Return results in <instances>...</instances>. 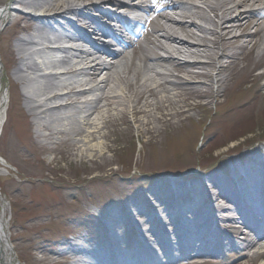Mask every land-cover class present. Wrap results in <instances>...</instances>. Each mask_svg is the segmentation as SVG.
Instances as JSON below:
<instances>
[{
    "label": "bare ground",
    "instance_id": "6f19581e",
    "mask_svg": "<svg viewBox=\"0 0 264 264\" xmlns=\"http://www.w3.org/2000/svg\"><path fill=\"white\" fill-rule=\"evenodd\" d=\"M106 4L118 10L154 15V27L145 33V40L154 35L153 45L158 52L145 51L137 69L133 70L128 63L141 51L140 35L134 33L137 25L128 27L127 16L105 10ZM16 7L33 9L42 15L17 12ZM89 11L98 13L106 22L101 23ZM14 13L16 19L11 27L15 39L6 45L14 69L10 80L14 98L24 103L23 109L32 117L29 126L35 133L68 143L80 157L87 155L92 161L103 158L109 137L106 130L125 118L128 106L136 125L154 129L162 123L169 124L173 118L190 117L194 107L183 95L203 85L200 80L210 78L205 70L214 68L215 51L220 52L217 61L221 74L227 69L224 59H230L229 64L238 60L235 54H227L230 44L251 39L240 45L243 51L254 48L257 41L252 39L264 35V0H9L0 9V26ZM67 16L86 24L94 39ZM254 21L255 31L248 33ZM22 33L25 35L21 36ZM116 48L120 49L113 51ZM131 48L132 55H127ZM169 64L181 75L172 74L165 67ZM131 74L133 83L129 82ZM3 78L0 63V136L9 102V94L2 90ZM166 106L175 113L164 115ZM157 113L162 116H156ZM140 116L145 120H140ZM98 168L104 169L103 165ZM208 181L210 188L176 182L181 205L169 195L160 196L158 186L152 187V198L159 200V209L156 212L150 206L148 214L139 216L147 218L148 229L141 231L131 216L124 222L130 225L135 237L141 238L136 253L121 254L112 247L98 250L75 244L62 254L77 259L72 264H189L200 255L221 258L228 248L246 255L253 250L259 253L260 242L264 241V181L257 185L245 182L246 193L224 184L215 174L208 176ZM197 190L206 196L194 197ZM214 190L217 194L212 201L218 207L209 204ZM1 198L0 193V264H14L6 206ZM255 217L263 224L261 227L253 225L251 220ZM220 222L233 227L236 235L242 233L236 237L237 242L220 233ZM163 228H169L167 235Z\"/></svg>",
    "mask_w": 264,
    "mask_h": 264
},
{
    "label": "rangeland",
    "instance_id": "374dc122",
    "mask_svg": "<svg viewBox=\"0 0 264 264\" xmlns=\"http://www.w3.org/2000/svg\"><path fill=\"white\" fill-rule=\"evenodd\" d=\"M7 4L9 0H0V9ZM103 7L115 15L127 16V21L134 24L127 9L118 10L108 4ZM89 14L101 23L106 22L94 11ZM15 17L16 13L0 26L2 90L9 94L0 136V193L6 206L14 264H72L77 259H70L62 251L75 244L98 250L112 247L121 254L136 253L141 238L135 237L130 225L124 222L131 216L141 231L148 229L147 218L139 216L148 214L150 206L156 212L159 209V200L152 198L154 186L161 189L160 196L169 195L178 202L180 191L176 182L210 188L208 176L215 174L224 184L246 193L245 182L257 185L264 181V35L252 39L257 41L254 48L243 51L240 45L251 39L230 44L227 54L230 57L235 54L238 60L229 64L230 59H224L227 69L221 74L217 61L220 52L215 51L214 68L205 70L210 78L200 80L203 85L183 95L194 107L190 117L173 118L169 124L162 123L159 129H154L136 125L128 106L125 118L106 130L109 137L103 158L92 161L87 155L80 157L68 143L48 140L30 128L32 117L23 109L24 103L14 98L10 82L14 69L6 53L8 41L15 39L11 27ZM67 19L94 39L86 24L76 23L71 16ZM254 23L248 33L255 31ZM146 28L148 24L145 28L139 25L135 32L142 35ZM154 39V35H149L148 40H140L141 51L128 60L133 70L142 65L139 58L145 51L158 52ZM132 51L133 48L127 55H132ZM165 67L172 74L181 75L174 65ZM125 85L123 82L122 87ZM162 113L174 114L175 110L166 106ZM139 119L145 120L144 116ZM241 120L243 124L231 129ZM227 137L232 140L223 144ZM101 165L102 170L98 168ZM97 178L109 181L101 183ZM216 194L214 190L210 206L218 207L212 201ZM193 196L203 199L206 194L197 190ZM217 226L222 235L227 234L234 242L242 234L236 235L232 227L221 222ZM168 229H162L164 234L167 235ZM260 244L262 249L257 254L255 250L246 255L228 248L221 258H211L217 262L208 263L197 257L189 264H264V241Z\"/></svg>",
    "mask_w": 264,
    "mask_h": 264
},
{
    "label": "trees",
    "instance_id": "16d2710c",
    "mask_svg": "<svg viewBox=\"0 0 264 264\" xmlns=\"http://www.w3.org/2000/svg\"><path fill=\"white\" fill-rule=\"evenodd\" d=\"M240 137H238V139H239Z\"/></svg>",
    "mask_w": 264,
    "mask_h": 264
}]
</instances>
